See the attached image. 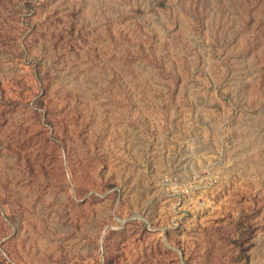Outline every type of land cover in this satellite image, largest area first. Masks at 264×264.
Returning <instances> with one entry per match:
<instances>
[{
	"label": "rangeland",
	"instance_id": "1",
	"mask_svg": "<svg viewBox=\"0 0 264 264\" xmlns=\"http://www.w3.org/2000/svg\"><path fill=\"white\" fill-rule=\"evenodd\" d=\"M0 264H264V0H0Z\"/></svg>",
	"mask_w": 264,
	"mask_h": 264
}]
</instances>
